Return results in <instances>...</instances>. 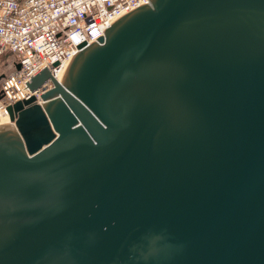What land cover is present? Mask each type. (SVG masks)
Wrapping results in <instances>:
<instances>
[{
	"label": "water",
	"instance_id": "obj_1",
	"mask_svg": "<svg viewBox=\"0 0 264 264\" xmlns=\"http://www.w3.org/2000/svg\"><path fill=\"white\" fill-rule=\"evenodd\" d=\"M78 48L0 122V264H264V0H148Z\"/></svg>",
	"mask_w": 264,
	"mask_h": 264
},
{
	"label": "built area",
	"instance_id": "obj_2",
	"mask_svg": "<svg viewBox=\"0 0 264 264\" xmlns=\"http://www.w3.org/2000/svg\"><path fill=\"white\" fill-rule=\"evenodd\" d=\"M148 0H0V58L15 54L14 70H0V119L7 106L52 87L44 81L31 91L27 84L47 69L57 79L78 46L104 36L106 27ZM20 65L19 69L15 64Z\"/></svg>",
	"mask_w": 264,
	"mask_h": 264
},
{
	"label": "rangeland",
	"instance_id": "obj_3",
	"mask_svg": "<svg viewBox=\"0 0 264 264\" xmlns=\"http://www.w3.org/2000/svg\"><path fill=\"white\" fill-rule=\"evenodd\" d=\"M16 59V56L12 52H7L3 57L0 58V70L9 73L14 70L12 63Z\"/></svg>",
	"mask_w": 264,
	"mask_h": 264
},
{
	"label": "bare ground",
	"instance_id": "obj_4",
	"mask_svg": "<svg viewBox=\"0 0 264 264\" xmlns=\"http://www.w3.org/2000/svg\"><path fill=\"white\" fill-rule=\"evenodd\" d=\"M61 71H62V70H61ZM58 76H59V74H58ZM58 76H57V80H59V79H58ZM4 120H8V119H7V118H1V119H0V122H2V121H4Z\"/></svg>",
	"mask_w": 264,
	"mask_h": 264
}]
</instances>
